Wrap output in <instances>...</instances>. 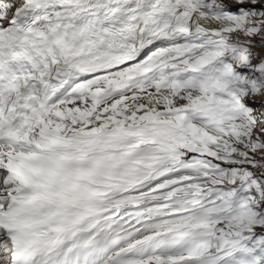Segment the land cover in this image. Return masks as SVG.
Masks as SVG:
<instances>
[{
  "label": "snow or ice",
  "instance_id": "1",
  "mask_svg": "<svg viewBox=\"0 0 264 264\" xmlns=\"http://www.w3.org/2000/svg\"><path fill=\"white\" fill-rule=\"evenodd\" d=\"M0 264H264V0H0Z\"/></svg>",
  "mask_w": 264,
  "mask_h": 264
}]
</instances>
